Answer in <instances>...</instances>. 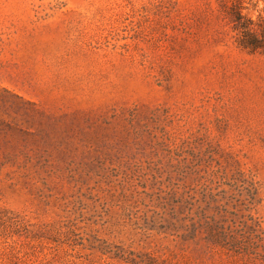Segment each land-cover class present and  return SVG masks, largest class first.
<instances>
[{
  "label": "rangeland",
  "instance_id": "obj_1",
  "mask_svg": "<svg viewBox=\"0 0 264 264\" xmlns=\"http://www.w3.org/2000/svg\"><path fill=\"white\" fill-rule=\"evenodd\" d=\"M237 15L264 44V0H0V264H264Z\"/></svg>",
  "mask_w": 264,
  "mask_h": 264
},
{
  "label": "trees",
  "instance_id": "obj_2",
  "mask_svg": "<svg viewBox=\"0 0 264 264\" xmlns=\"http://www.w3.org/2000/svg\"><path fill=\"white\" fill-rule=\"evenodd\" d=\"M232 14H240L238 13L236 10L234 12H232ZM240 20L241 18L237 15L235 16L233 22L236 23V26L238 29H242V33H243V40H242V45L244 48L250 49V50H256L260 47H262L264 44H261V42H259L258 40L254 39V35L253 32H251V29L244 25V24H240Z\"/></svg>",
  "mask_w": 264,
  "mask_h": 264
}]
</instances>
